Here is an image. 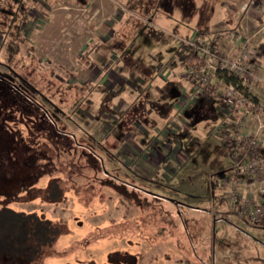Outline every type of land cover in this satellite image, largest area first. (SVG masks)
Here are the masks:
<instances>
[{
	"label": "rangeland",
	"instance_id": "rangeland-1",
	"mask_svg": "<svg viewBox=\"0 0 264 264\" xmlns=\"http://www.w3.org/2000/svg\"><path fill=\"white\" fill-rule=\"evenodd\" d=\"M226 1L0 0V41L19 21L13 70L32 88L0 92V205L57 227L36 264H264V225L218 201L232 175L220 129L262 117L227 111L231 84L209 70L206 102L175 56L227 21ZM249 84L237 90L252 100Z\"/></svg>",
	"mask_w": 264,
	"mask_h": 264
},
{
	"label": "trees",
	"instance_id": "trees-1",
	"mask_svg": "<svg viewBox=\"0 0 264 264\" xmlns=\"http://www.w3.org/2000/svg\"><path fill=\"white\" fill-rule=\"evenodd\" d=\"M17 4L18 3H16V5ZM8 9L14 12V10ZM15 15L11 14V16L16 19ZM23 18L26 19V17ZM14 22L15 21L12 19L6 22L4 27L5 31H2L1 36L0 67H2L3 72L0 71V92L5 89H12V91L16 89H23L24 91L32 89L27 85L28 83L13 70V68L15 69L16 67V63L19 62L15 57L20 53L23 45L22 43H24L19 29V21ZM226 35L227 33L224 31H212L207 28L203 31L196 32L192 36H184L181 41V46L175 54L179 68L184 71L188 69L196 71L199 66L203 65V60L197 54L201 47L199 42L207 43L211 48L210 52L218 56L220 51L217 47V42L226 37ZM192 78L193 73L189 76H184L186 81L193 84L194 91H199V94L206 102H209L212 98L219 97V95L216 94L215 85L208 83L209 81L196 82V80L193 81ZM223 80L226 84L231 85H236L239 81L234 77H224ZM252 101L255 102L254 99H252ZM226 135V128L220 129L219 136L221 145L224 146L229 153V147L224 142ZM262 151L263 147L260 149V153H262ZM262 156H264V154H262ZM213 187H215V184L212 185V188ZM44 193L45 198L50 201L59 200L62 196L56 181H51L47 185ZM2 198L4 202L9 200V196H3ZM218 201L228 207V212L245 220L244 215H242L236 207L227 206L224 197L219 198ZM214 207H216V205ZM221 214L223 213L221 212ZM251 225L258 226L262 224L254 223ZM57 235V227L48 220L41 219L33 213L15 212L5 207L4 204L0 205V264L38 263L43 254L46 253L45 250L54 243Z\"/></svg>",
	"mask_w": 264,
	"mask_h": 264
},
{
	"label": "built area",
	"instance_id": "built-area-1",
	"mask_svg": "<svg viewBox=\"0 0 264 264\" xmlns=\"http://www.w3.org/2000/svg\"><path fill=\"white\" fill-rule=\"evenodd\" d=\"M232 39L239 41L240 37L238 34H233ZM199 43L201 47L197 54L204 63L194 73L198 76L197 81H208V77L204 75L206 70L210 72L208 76L213 74L234 77L239 80L238 82L246 79L250 83L256 77L251 63L254 50L246 43H242L239 50L231 57L221 49H219L220 54L215 56L210 52L211 48L207 43ZM259 80L264 84V70ZM240 85L242 86V82ZM237 89L239 85L236 84L234 87L229 85L224 92L225 95L221 99L229 108L226 110L234 113L240 106H245L247 112L257 111L262 118L261 121L258 120L255 130L242 133L240 136L236 134L233 138H225L224 142L229 147L228 155L232 161V175L218 182L228 206L236 207L249 224L264 225V156L260 153V149L264 146V106L244 97L243 91ZM235 114L241 115L239 112ZM237 189H245V192L241 193Z\"/></svg>",
	"mask_w": 264,
	"mask_h": 264
},
{
	"label": "crops",
	"instance_id": "crops-1",
	"mask_svg": "<svg viewBox=\"0 0 264 264\" xmlns=\"http://www.w3.org/2000/svg\"><path fill=\"white\" fill-rule=\"evenodd\" d=\"M216 6L214 5V8L218 10ZM219 8L225 10L227 21L220 24L216 22L218 28L212 31H225L227 33L228 36L222 38L219 45L223 47L222 51L228 56H233L242 43H246L253 48L254 53L251 63L256 77L250 81V94L255 96L253 97L254 100L264 106V88L259 86L261 84L257 85V82L262 83L259 77L264 70V0H229V2L219 3ZM233 34H238L240 40L234 41L232 39ZM262 86L264 87L263 83ZM231 114L233 115V113ZM235 117V120L232 119L228 126L223 127L227 130L226 137L233 136L231 135L233 132L230 133V131L236 125L234 121L238 120V116L235 115ZM239 120L243 124L245 119L239 117ZM246 126H248L246 127L247 132L252 131L248 123H246ZM261 154H264V146Z\"/></svg>",
	"mask_w": 264,
	"mask_h": 264
}]
</instances>
